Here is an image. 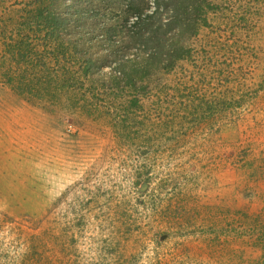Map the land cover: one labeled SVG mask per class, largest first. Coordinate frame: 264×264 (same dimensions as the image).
I'll use <instances>...</instances> for the list:
<instances>
[{
    "label": "rangeland",
    "instance_id": "obj_1",
    "mask_svg": "<svg viewBox=\"0 0 264 264\" xmlns=\"http://www.w3.org/2000/svg\"><path fill=\"white\" fill-rule=\"evenodd\" d=\"M197 3L157 62L124 0H0V264H264V0Z\"/></svg>",
    "mask_w": 264,
    "mask_h": 264
},
{
    "label": "trees",
    "instance_id": "obj_2",
    "mask_svg": "<svg viewBox=\"0 0 264 264\" xmlns=\"http://www.w3.org/2000/svg\"><path fill=\"white\" fill-rule=\"evenodd\" d=\"M199 12L197 0H124L118 28L120 33L127 32V39L136 37L143 47L149 49L155 61L162 62L179 54L176 42L169 43L170 34L194 32ZM86 15L80 11L77 19ZM54 20L57 25L60 23L56 18ZM124 76L131 81L129 74Z\"/></svg>",
    "mask_w": 264,
    "mask_h": 264
}]
</instances>
